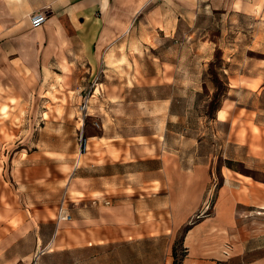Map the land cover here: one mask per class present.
I'll list each match as a JSON object with an SVG mask.
<instances>
[{
    "label": "crops",
    "instance_id": "crops-1",
    "mask_svg": "<svg viewBox=\"0 0 264 264\" xmlns=\"http://www.w3.org/2000/svg\"><path fill=\"white\" fill-rule=\"evenodd\" d=\"M218 58L226 94L193 128ZM86 96L101 130L79 154ZM1 105L21 123L0 129V264H73L169 213L189 224L184 263L212 264L264 216V0H0Z\"/></svg>",
    "mask_w": 264,
    "mask_h": 264
},
{
    "label": "rangeland",
    "instance_id": "rangeland-1",
    "mask_svg": "<svg viewBox=\"0 0 264 264\" xmlns=\"http://www.w3.org/2000/svg\"><path fill=\"white\" fill-rule=\"evenodd\" d=\"M221 65V60L218 58L209 66L211 77L217 81L216 90H213L212 94L209 90H205L201 94L192 95V99L190 100L191 106L186 107V111H190V115L194 117L195 122L192 123L191 120L189 123L193 128L205 129L206 124L204 123L203 127H201V124L196 119L200 116H213L226 94V79L219 74V66ZM0 114L4 116V118L0 117V129L8 140L14 139L17 134L16 129L21 123L19 121L20 116H17L15 113L12 115L10 107L8 106L6 109H3L2 105L0 106ZM80 117L81 114L78 117V123L81 124L79 127L82 129ZM5 119H9L11 129L7 127L6 121H3ZM97 123L96 119L91 120L88 117L83 127L84 135L88 137L86 128L98 133L101 130V126ZM207 140L211 141L212 138H208ZM217 141L219 142L220 140L216 139L213 144ZM203 149L206 152L209 151L207 143ZM90 151L89 145L87 152L90 153ZM213 161L216 162L217 167L223 162V160L221 162V158H213ZM228 163L231 164V162ZM232 166L241 169L240 165H236V163H233ZM219 185L220 178L216 171L206 190V194H208L210 189H212L210 194L212 195L211 205L216 198V190ZM197 219L199 218L194 217L191 221ZM243 220L245 224L248 223L249 229H235L234 233L229 235V240H227V243H230L231 246L230 254L216 257L213 259L212 264H264V216L255 212V214H251L250 217ZM146 221L144 225L150 228L144 229V232L139 231L132 234L133 238H130L128 233L126 238L119 241L90 246L88 250L83 251L82 255H73V264H185L187 247L184 244V236L189 224L175 228L171 213L157 219L151 216ZM81 259L82 261H80Z\"/></svg>",
    "mask_w": 264,
    "mask_h": 264
},
{
    "label": "built area",
    "instance_id": "built-area-1",
    "mask_svg": "<svg viewBox=\"0 0 264 264\" xmlns=\"http://www.w3.org/2000/svg\"><path fill=\"white\" fill-rule=\"evenodd\" d=\"M46 20H47V14L44 11H36V12L32 13L30 16V22L33 26H39V25L43 24ZM80 109H81L80 119L82 121V129L79 130L80 131L79 132L80 133L79 134L80 135L79 136V154H83V153H86L88 151V147H89L88 137L85 136L83 133V127L85 125V121L89 117L88 96L85 97ZM58 218L60 220L61 219H67L68 220V219H71V215L69 213H66V211L61 206L60 210H59V217ZM42 252H43L42 250L36 251L30 260L21 261V262H18L16 264H38Z\"/></svg>",
    "mask_w": 264,
    "mask_h": 264
},
{
    "label": "trees",
    "instance_id": "trees-1",
    "mask_svg": "<svg viewBox=\"0 0 264 264\" xmlns=\"http://www.w3.org/2000/svg\"><path fill=\"white\" fill-rule=\"evenodd\" d=\"M212 105H213V103H212ZM212 108H213V106H212Z\"/></svg>",
    "mask_w": 264,
    "mask_h": 264
}]
</instances>
